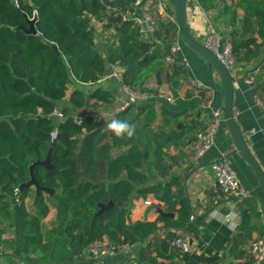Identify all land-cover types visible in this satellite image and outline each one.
Listing matches in <instances>:
<instances>
[{
  "label": "trees",
  "instance_id": "1",
  "mask_svg": "<svg viewBox=\"0 0 264 264\" xmlns=\"http://www.w3.org/2000/svg\"><path fill=\"white\" fill-rule=\"evenodd\" d=\"M197 1L209 9L224 0ZM240 4L246 5L247 12L242 30L233 26L228 34L236 60L249 59L251 47L259 48L252 32V19L258 26V34L264 33V0H241ZM127 9L133 10L126 6L116 12ZM230 9L225 7L227 12ZM116 12L108 13L103 0H0V214L8 215V205L12 202L18 207L28 253L46 252L61 245L66 255L72 257L90 243L108 239L136 247L137 264H163L158 257L169 258L170 251L181 255L187 264H215L218 258L212 253L213 246L222 231L230 234L222 225L220 233L203 235L198 244L202 251L181 253L170 245V239L176 236L173 232L165 237L157 235L158 221L130 222V199L138 185L145 184L149 178L141 168L147 164L164 169L163 149L168 144L167 138L155 135L153 144L144 148L135 126L131 138H117L108 124L90 116H84L81 125L76 124L77 114L69 107L62 108L65 114L62 120L52 115L58 102L66 97L70 84L75 85L69 99L72 107H86L90 101L94 107L98 102L112 104L114 95L108 89L98 86L87 92L80 89V84H96L113 63L120 64L125 81L132 86L143 88V81L152 72L159 84L165 82L164 57L170 40L178 33V25L161 23L156 40L145 41L140 39L133 21H122ZM232 15L229 23L235 22L234 12ZM106 17L105 27L114 28L118 42L100 45L96 43L92 19ZM30 19L34 20L36 32L28 31ZM159 39L165 47L159 44ZM50 43L57 45L59 53ZM169 65L178 72L179 63ZM135 106L125 108L117 120L126 121V114ZM54 129L58 141L51 157L54 168L40 164L33 168L38 183L56 191V225L48 234V242H44L41 221L50 209L46 192H41L36 212L31 214L25 205L31 186L23 190L19 187L30 180V165L45 158ZM122 146L126 147L122 152L112 154L114 147ZM174 186L180 187L174 190ZM144 191L154 193L170 211H175L176 204L181 203L177 219L159 218L169 225L168 229L196 230L195 221L184 218H189L190 206L179 176L166 184L153 183ZM17 193L19 203L15 202ZM230 198L236 203L240 218L233 240L235 245H242L252 239L256 229L253 218L259 212L250 196L241 202ZM106 203L113 204L101 210V205ZM226 240L224 236L220 241ZM205 241L210 246L203 247ZM248 262H255L251 255Z\"/></svg>",
  "mask_w": 264,
  "mask_h": 264
},
{
  "label": "crops",
  "instance_id": "2",
  "mask_svg": "<svg viewBox=\"0 0 264 264\" xmlns=\"http://www.w3.org/2000/svg\"><path fill=\"white\" fill-rule=\"evenodd\" d=\"M140 1L103 0L108 13L116 12L126 6H131L137 11ZM240 2L241 0L218 1L206 9L197 0H188L187 19L190 31L203 42L210 25H214L222 36L228 35L233 26L239 31L242 30L243 18L247 12L246 5H242ZM225 7H231V9L227 12ZM167 9L169 14L176 16L175 7L171 0L168 1ZM233 12L236 16L235 22L229 23L228 19L233 16ZM254 22L255 19H252V32L257 38L259 48L252 46L249 59L237 60L233 70L234 74L232 73L235 80L234 104L238 125L248 136V142L258 156L264 170V113L257 101L258 97L264 100V33L258 34V26ZM162 23L167 26L168 23L173 22L164 18ZM106 24H108L107 17L103 20L92 19V25L97 34L96 43L100 45L109 41L117 43L114 28L107 29ZM178 34L179 29L173 38L177 37ZM158 42L162 47H165L162 39H159ZM181 47L178 54L180 62L178 72L164 60L165 82L159 84L155 72H152L142 84L144 89H156L155 92L160 90L164 94L172 96V101L154 96L136 103V106L126 114V121L130 124L133 121L131 125L137 128L141 146L144 148L153 144L155 135H161L168 139V144L163 149L164 169L154 165L148 167L147 164L141 168L148 174L149 178L145 184L138 185V189L130 199L129 219L132 223L140 220L158 221L160 230L157 235L165 237L168 233L173 232L174 235H181L199 245L202 242L200 239H203L206 232L210 235L220 233L222 225L230 231V234L228 236L226 231H222L219 241L213 246L212 253L218 258L215 264H249L250 243L264 233V192L252 167L236 151L224 121L217 131L215 145L201 159H193V141L196 133L205 128L211 117L210 110L206 108V102L211 100L215 108L223 109L225 89L219 74L209 62L184 41H182ZM183 59L187 60V64L182 62ZM248 74L254 75L253 84L245 81L244 78ZM191 80L203 82L206 86L205 90L198 91L192 87L190 85ZM98 86L108 89L114 95L112 104L107 105L98 102L97 107H94L93 101H90L89 106L72 107L69 99L75 85L70 84L66 97L58 102V106L61 108L69 107L77 115L89 116L100 111H114L124 105L125 97L118 83L114 80L100 79L96 84H80V89L85 88L87 92H90ZM125 148V146L114 147L112 154L116 155ZM223 157L227 159L236 172L238 179L255 202L259 212L253 218L256 229L252 239L242 245H235L233 240L240 222L238 207L229 196L221 191L211 169L212 163ZM176 176L180 177L183 195L188 199L190 206L189 218H184L190 220L193 213L196 215L195 220H193L197 224L195 231L185 227L168 229L169 225L159 218L177 219L181 203L176 204L175 211H170L168 205L159 200L154 193L144 191L147 186L153 183L166 184ZM179 187L174 186L173 188L176 190ZM31 189L29 196L25 198V205L27 210L34 214L39 201L37 202L36 199V188L33 186ZM45 192V200L50 209L41 221V230L44 242H48V234L56 225L57 210L54 203L56 191ZM159 209L163 212L172 213V215L164 216L159 212ZM8 210V215L0 214V264H137L135 261L137 248L134 246L130 249L120 250L113 255L97 257L87 249L80 253L74 252L72 257H69L65 253V247L61 245L53 246L46 252L28 253L19 209L12 202L8 205ZM224 236L227 240L220 241ZM202 245L203 247L210 246L208 241L203 242ZM200 251H202L201 247ZM168 254L171 255L169 258L161 256L158 257V261L163 264H187L186 260L177 252L170 251ZM252 264H264V259Z\"/></svg>",
  "mask_w": 264,
  "mask_h": 264
},
{
  "label": "built area",
  "instance_id": "3",
  "mask_svg": "<svg viewBox=\"0 0 264 264\" xmlns=\"http://www.w3.org/2000/svg\"><path fill=\"white\" fill-rule=\"evenodd\" d=\"M168 1L169 0H144L138 3L139 6L137 11L135 9H127L126 11L116 12V14L120 15L122 21H133L134 25L138 28L140 39L154 41L156 40V33L164 18H167L169 22L177 23L176 16L168 13ZM181 43L182 40L179 34L177 37L171 39L168 53L164 57L167 64L180 63L178 54L182 48ZM203 44L216 54V56L230 69L231 73L234 72L233 70L237 64V60L233 53V44L230 35L222 36L214 25H210L203 40ZM182 62L187 64L186 59H183ZM101 79L116 81L125 97L124 105L114 111H100L89 115L95 121L102 124H109L112 120H117L125 108L154 96L172 101V96L166 95L160 90L152 92L148 89L128 84L124 78L123 68L119 63L111 64ZM244 79L249 84L254 83L253 74H248ZM190 85L198 91H204L206 88L205 84L198 80H191ZM257 101L264 113V100L258 97ZM206 108L210 110L211 117L205 128L196 133L193 141L194 160H199L204 157L215 145L217 131L220 124L224 121L223 109L215 108L211 100L206 102ZM52 115L58 120L65 118V114L59 106L55 107ZM83 119L84 115H76L74 117V121L78 125L83 123ZM50 135L51 141L55 140L57 138V130L54 129ZM211 169L219 188L226 196L232 197L238 202H241L244 198L249 196L227 159L223 157L214 161L211 165ZM15 202H20L18 193L15 197ZM195 218L196 215L193 213L190 216V220L193 221ZM170 245L181 253H192L200 250L197 243L181 235L172 237L170 239ZM131 247L132 245L129 242L114 243L105 239L90 243L86 249L97 257L113 255L120 250L130 249ZM249 252L255 262H260L264 259V233L250 243Z\"/></svg>",
  "mask_w": 264,
  "mask_h": 264
},
{
  "label": "water",
  "instance_id": "4",
  "mask_svg": "<svg viewBox=\"0 0 264 264\" xmlns=\"http://www.w3.org/2000/svg\"><path fill=\"white\" fill-rule=\"evenodd\" d=\"M175 7L176 11V19L177 25L179 29V37L182 41H184L189 47H191L194 51H196L200 56H202L207 62H209L212 67L217 71L219 74L225 89V100L223 105V119L226 123L228 131L230 133L231 139L234 143L236 151H238L247 163L252 167L254 170L260 187L264 192V170L262 168V164L256 155V153L251 148L248 142V136L242 131L240 126L238 125L236 119V111H235V80L230 71V69L216 56V54L207 48L202 41L197 39L192 32L190 31L187 19V5L188 0H171ZM33 19H30V29L29 32H36L33 25ZM55 51L59 53V49L56 44L50 43ZM111 131V130H110ZM112 132V131H111ZM58 143L55 139L52 141L47 154L43 160H37L36 162L30 165V175L31 178L29 181L22 183L19 187L20 190H23L25 187H35L36 188V195H37V202L40 199V194L42 191L47 192H54V189L41 186L38 181L36 180L33 172L34 166L40 164L47 169H53L54 165L52 163V151L53 147ZM113 203H106L101 205V210H105L106 208L110 207ZM159 212L164 216H171L172 213L163 212L159 209Z\"/></svg>",
  "mask_w": 264,
  "mask_h": 264
},
{
  "label": "clouds",
  "instance_id": "5",
  "mask_svg": "<svg viewBox=\"0 0 264 264\" xmlns=\"http://www.w3.org/2000/svg\"><path fill=\"white\" fill-rule=\"evenodd\" d=\"M107 127L117 138H131L135 131L134 126L127 121L112 120Z\"/></svg>",
  "mask_w": 264,
  "mask_h": 264
}]
</instances>
